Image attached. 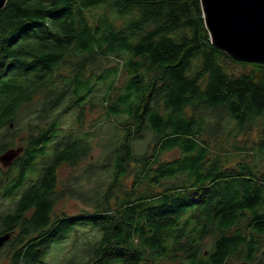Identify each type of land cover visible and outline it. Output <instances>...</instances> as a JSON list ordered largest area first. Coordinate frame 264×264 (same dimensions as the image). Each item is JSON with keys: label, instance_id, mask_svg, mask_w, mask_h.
Here are the masks:
<instances>
[{"label": "trees", "instance_id": "obj_1", "mask_svg": "<svg viewBox=\"0 0 264 264\" xmlns=\"http://www.w3.org/2000/svg\"><path fill=\"white\" fill-rule=\"evenodd\" d=\"M100 7L117 17L91 21ZM101 92L102 121L116 134L89 163V180L95 167L110 179L97 177L81 196L91 210L59 214L68 188L58 190V169L90 158L94 137L64 131L58 110L77 106L82 120ZM28 107L30 134L17 145ZM230 124L256 133V159L214 153L209 134ZM147 134L148 150L138 153ZM18 146L14 164L0 168L2 195L14 199L0 213V234L12 233L0 264H48L53 246L84 225L98 233L89 261L69 264H264V63L213 46L200 0H8L0 11V153ZM173 150L177 157L163 158ZM38 157L32 182L26 174Z\"/></svg>", "mask_w": 264, "mask_h": 264}, {"label": "rangeland", "instance_id": "obj_2", "mask_svg": "<svg viewBox=\"0 0 264 264\" xmlns=\"http://www.w3.org/2000/svg\"><path fill=\"white\" fill-rule=\"evenodd\" d=\"M105 12L110 13L112 16H116L107 8L100 7L89 12L91 21L95 20L99 15ZM122 22L123 19L116 18L117 25H121ZM76 59L77 58L73 57V60ZM63 72H68V69L63 68ZM102 97L103 92L98 94L97 98H95L91 104L87 103L84 105L82 120L79 118L80 109L77 106H69L67 109H64L62 106L58 110V113H61L59 117L64 131H68L70 128H77L81 132L85 130H91L94 137L92 138L94 149L90 158L88 156L84 163L79 164L77 167H70L67 164H64L58 169V190L63 191L68 188L65 191L67 194H65L56 205V211L59 214L66 213L69 216H72L91 210L92 205L89 204V198H86V201H84L81 196L89 197V193H91V187L95 185L97 177H102L108 180L110 179L109 175L105 174L103 171H100L101 168L95 167L97 172L94 173L95 176L89 180V163H98V161L101 160L105 150L108 149L106 144L114 139V135L116 134L115 131L110 128L108 121H102L106 117V109L102 106ZM28 109L30 110V107L24 109L22 115L20 116L18 127H21L22 130L18 132L21 134V138L16 140L17 145L21 143L25 144V141H27V138L30 134L28 124L29 121L32 120L31 118L33 117V114H28ZM6 134L10 135L13 134V132L9 131ZM209 138L214 153L221 155L222 158H228L229 160L236 158L254 160L258 157V154L256 153V133H252L247 136L239 134L237 133L233 124H230L228 128L221 130L219 133H217V136L216 134H209ZM148 141L149 135L147 134L146 140L135 143L136 151L138 153L147 151L148 145L150 144ZM178 154V150H173L164 154L163 158L172 159L177 157ZM38 162L40 163L36 165L33 170L26 174L27 180H31L33 182L38 178V174L42 166V158L38 157ZM0 168L6 170V168H4L1 163ZM16 172L17 169H14L11 178L16 175ZM130 182L131 179H129V183ZM69 188L73 190L74 195H70L71 191H69ZM74 188H77V190L75 191ZM4 190V188L2 190L0 189V213L7 212L14 207V199L11 197H4L2 195ZM78 191L82 193L80 194ZM97 235V231H94L89 227V225L81 226L78 230L71 232L62 243L53 246L47 256V260L49 262L48 264H69L73 260L75 262H81L86 260V258H88L89 261V251H91L90 247L93 246ZM155 261L152 263L149 260L148 264H172V262L167 259ZM243 263L247 262H244L240 259H234L232 261V264Z\"/></svg>", "mask_w": 264, "mask_h": 264}, {"label": "water", "instance_id": "obj_3", "mask_svg": "<svg viewBox=\"0 0 264 264\" xmlns=\"http://www.w3.org/2000/svg\"><path fill=\"white\" fill-rule=\"evenodd\" d=\"M200 1L213 46L236 60L264 63V0ZM7 2L0 0V11ZM23 150V146L6 149L0 163L12 166ZM11 237V232L0 234V249Z\"/></svg>", "mask_w": 264, "mask_h": 264}]
</instances>
